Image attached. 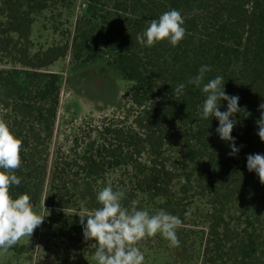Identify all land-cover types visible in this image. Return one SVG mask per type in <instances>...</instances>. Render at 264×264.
Masks as SVG:
<instances>
[{"label": "trees", "instance_id": "obj_1", "mask_svg": "<svg viewBox=\"0 0 264 264\" xmlns=\"http://www.w3.org/2000/svg\"><path fill=\"white\" fill-rule=\"evenodd\" d=\"M74 2L0 0V89L9 93L0 107V119L22 140V163L15 171L21 184L12 186L10 194L13 198L28 194L33 208L47 171L42 147L52 134L61 91V75L41 66L60 56L61 50L55 55L29 54L18 41L27 36L36 17L54 8L71 11ZM83 6L70 35L72 60L79 64L102 60L127 83L123 96L137 115L132 120L99 119L86 136L78 130L68 156L58 158L50 170L52 194L66 205L89 197L84 202L89 205L95 203L93 194L109 182L114 192L122 193V207L130 209L139 198L160 199V204H154L156 210L183 221L189 216L185 213L192 212L186 206L196 196L191 186L206 175V189L231 190V199L225 200L226 209L220 206L221 211L228 213L235 202L261 198L258 213L264 217V185L247 170L246 160L249 154H264L256 125L258 106L264 102V0H83ZM172 9L185 18V38L177 46L168 40L152 47L139 44L137 35ZM7 64L12 67L3 68ZM201 65L211 66L205 83L222 76L226 93L238 95L239 106L251 113L236 114L238 123L232 132L240 148L236 156L228 155V142L216 133L219 121L201 118L206 95L187 83ZM181 83L184 89L173 92ZM226 109L227 101H222L220 111ZM146 146L149 159L143 162ZM165 152L174 155L183 184L167 169ZM75 179L86 193L72 191L68 197ZM78 214L62 215L67 217L66 234L83 236ZM259 239V234L249 233L241 238L242 246H231V254L251 259ZM23 249L14 245L8 252L20 254Z\"/></svg>", "mask_w": 264, "mask_h": 264}, {"label": "rangeland", "instance_id": "obj_2", "mask_svg": "<svg viewBox=\"0 0 264 264\" xmlns=\"http://www.w3.org/2000/svg\"><path fill=\"white\" fill-rule=\"evenodd\" d=\"M83 8V0H75L71 11L54 8L44 12L35 18L27 36L18 41L29 54L41 51L55 55L58 49L61 50L60 56H54L50 63L41 66V70L61 75V91L52 134L42 147L47 171L39 202L33 208L35 213L45 217L44 222L32 237H24L16 244L24 247L22 253L7 251L0 255V264H98L92 259L97 247L95 241H84L79 234H66L64 223L67 217L62 215L82 210L91 212L100 205L97 200L86 205L84 202L89 201V197L84 198L83 203L74 205H66L58 200L51 192L50 170L58 158L68 156L72 149L71 141L78 130L86 136L99 119L117 116L132 120L137 113L123 96L127 83L102 60L88 64L72 60L70 35ZM11 67V64L3 65V68ZM8 96L6 90L0 89V107ZM148 151L146 146L141 161H148ZM173 157L171 152H165L163 160L167 169L183 184ZM201 179V183L191 186L196 196L193 204L186 207L192 212L182 221V227L177 229L180 247H171L169 241L159 233L145 238L137 245L145 257L144 264H264V217L258 213L261 198L253 202H235L234 207L226 213L225 200L231 199V190L220 186L206 189L204 185L209 179L204 182L206 175H201ZM75 181L73 189L69 186L68 197L72 191L86 193L80 180ZM106 187L112 186L108 182ZM177 189L178 186L172 188L174 192ZM93 195L96 199L97 194ZM134 201L138 210H148L150 215L160 212L154 208V204L161 203L160 199L151 202L149 198H139ZM220 206L224 207L223 211ZM249 233L260 236V246L255 256L244 260L238 253L232 255L231 246H242L241 238ZM227 255L231 258H226Z\"/></svg>", "mask_w": 264, "mask_h": 264}, {"label": "clouds", "instance_id": "obj_3", "mask_svg": "<svg viewBox=\"0 0 264 264\" xmlns=\"http://www.w3.org/2000/svg\"><path fill=\"white\" fill-rule=\"evenodd\" d=\"M184 24L185 18L180 11H166L158 20H153L142 34L137 35V42L152 47L168 40L172 46H177L186 35ZM210 71L211 66L201 65L198 74L190 77L187 83L200 88L206 95L201 118H215L219 121L216 133L221 140L228 142L231 149L228 155L236 156L240 151L232 136L238 123L236 114L246 113V116H250L251 113L246 107L239 106L238 95L230 96L226 93L222 76L204 82L205 74ZM184 87L181 83L175 86L173 92L180 93ZM222 101H227L226 111H220ZM258 111L260 116L256 120L257 135L264 142V102L259 104ZM21 150L22 140L0 119V255L22 238L32 237L45 219L33 211L28 194L17 198L10 194L12 186L21 184V178L15 174L21 167ZM246 160L247 170L255 172L259 182L264 185V154H249ZM121 199L122 193L114 192L111 187H104L96 196L100 207L91 212L82 210L78 214L84 241H95L97 245L92 257L94 261L98 264H144L145 257L137 245L158 233L169 241L171 247H180L177 229L182 227L183 222L178 215L166 211L150 215L148 210H138L135 201L129 210L128 207H122ZM188 214L190 213H185Z\"/></svg>", "mask_w": 264, "mask_h": 264}]
</instances>
